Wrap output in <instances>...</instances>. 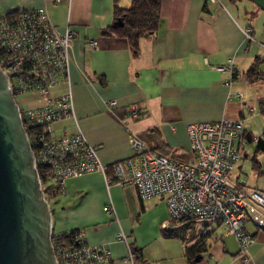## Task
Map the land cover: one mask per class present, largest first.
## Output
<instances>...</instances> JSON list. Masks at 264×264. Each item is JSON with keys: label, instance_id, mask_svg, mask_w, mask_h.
<instances>
[{"label": "crops", "instance_id": "1", "mask_svg": "<svg viewBox=\"0 0 264 264\" xmlns=\"http://www.w3.org/2000/svg\"><path fill=\"white\" fill-rule=\"evenodd\" d=\"M220 1L163 0L156 31L142 37L137 50L125 38L101 34L115 20L114 0H0V13L42 7L59 33L73 32L69 78L74 112L104 164L132 153L131 133L151 149L162 148L178 161L191 162L187 124L242 118L241 141L246 144L236 143L240 159L229 177L264 190V151L257 150L255 141L264 138V97L246 93L257 80L242 76L257 56L264 64V10L252 2L247 9L237 5L240 0ZM130 3L120 0L119 6ZM90 40L98 42L95 48ZM229 59L241 75L230 87L224 84L230 72L215 68ZM236 92L243 97H235ZM109 99H116L117 105L108 108ZM129 106L138 110L136 117H126ZM124 117L126 126L120 121ZM60 126L76 130L73 119ZM248 160L250 176L243 171ZM51 198L52 229H80L90 245L107 244L114 264H127L126 243L115 237L119 231L150 264H264V230L245 224L255 238L249 246L250 260L243 263L235 238L222 225L175 222L162 197L141 200L133 185L107 188L100 172L68 178L65 193ZM108 204L114 213L103 210ZM199 239L205 249L191 263L185 248Z\"/></svg>", "mask_w": 264, "mask_h": 264}, {"label": "built area", "instance_id": "2", "mask_svg": "<svg viewBox=\"0 0 264 264\" xmlns=\"http://www.w3.org/2000/svg\"><path fill=\"white\" fill-rule=\"evenodd\" d=\"M208 1L221 4L220 0ZM246 36L250 37L249 29ZM72 37L69 29L57 31L45 8L21 7L0 13V67L15 100L21 97L16 100L19 115L45 198L65 193L68 178L100 172L107 188L133 185L141 200L162 197L175 222L190 219L197 224L222 225L235 238L238 257L243 263L249 262V246L255 237L245 224L264 230V190L229 177L240 159L236 143L241 141L243 119L187 124L192 162L158 153L131 133L132 153L108 166L100 160L97 146L80 130L75 116L69 78ZM88 44L95 48L98 42L90 40ZM215 68L230 72L224 81L229 87L241 77L231 59ZM234 96L241 99L243 94L236 92ZM31 101L33 105L25 106ZM117 103L109 99L107 106L112 108ZM137 115L138 110L129 106L126 117ZM67 119L74 120L75 131L60 126ZM120 121L127 125L125 117ZM241 143L246 144L243 140ZM103 210L114 213L112 204ZM115 237L126 243L127 264H150L134 252L123 231ZM51 242L57 264H114L108 245H90L80 229H52Z\"/></svg>", "mask_w": 264, "mask_h": 264}, {"label": "water", "instance_id": "3", "mask_svg": "<svg viewBox=\"0 0 264 264\" xmlns=\"http://www.w3.org/2000/svg\"><path fill=\"white\" fill-rule=\"evenodd\" d=\"M249 1L264 10V0ZM51 221L18 105L0 67V264H57Z\"/></svg>", "mask_w": 264, "mask_h": 264}, {"label": "trees", "instance_id": "4", "mask_svg": "<svg viewBox=\"0 0 264 264\" xmlns=\"http://www.w3.org/2000/svg\"><path fill=\"white\" fill-rule=\"evenodd\" d=\"M119 1L120 0H114V22L106 28H103L101 30V34L103 36H117L125 38L131 48L137 50L140 39L156 31L160 17L161 3L163 0H131L130 5L126 8L119 6ZM229 1L236 3L239 0ZM118 19L121 20L120 23H115ZM261 63L262 59L257 56L250 66L243 72L242 76L249 81H255L263 77ZM255 141L257 150L264 151V138L257 137L255 138ZM152 150L169 156V153L165 152L166 150H162V148ZM253 161H255V158H253ZM190 221L194 222L192 220ZM204 249L205 243L201 239L191 246H186L185 254L188 261L193 263L196 255ZM133 250L139 257H141L139 250L136 248H133Z\"/></svg>", "mask_w": 264, "mask_h": 264}, {"label": "rangeland", "instance_id": "5", "mask_svg": "<svg viewBox=\"0 0 264 264\" xmlns=\"http://www.w3.org/2000/svg\"><path fill=\"white\" fill-rule=\"evenodd\" d=\"M237 5L238 6H240V7H246L247 9H251V1H249V0H240L239 1V3H237ZM0 12H1V9H0ZM261 69H262V71H263V78H261V79H259V80H257V81H255V82H253V86H252V88H251V90L250 89H248V90H246V93H260L261 95H257V97H259V96H261V97H264V64H262V66H261ZM247 83V82H246ZM249 84V83H248ZM251 85V84H250ZM59 89H57V90H54V91H58ZM28 95H26V97H27ZM255 95H254V98H253V105H254V109L256 110H258L259 109V103H257V98ZM21 97H18L17 96V99L16 100H18L19 101V99H20ZM35 102H37L36 100H35ZM30 105H33V102L31 101V102H29V103H27L25 106H27V107H29ZM24 106V105H23ZM69 129H70V126L68 127ZM249 139H250V137H249ZM251 141V144L253 143V141L252 140H250ZM250 161L248 160L247 161V163H248V165H247V168H246V170H243L244 172H246L247 173V175H249L250 176V174H249V172L251 171L250 170V163H249ZM233 170V169H232ZM246 178L248 177V176H245ZM59 199V198H58ZM57 200V199H56ZM47 201H48V203L50 204V206L52 207V206H55L54 205V199L53 198H47Z\"/></svg>", "mask_w": 264, "mask_h": 264}]
</instances>
